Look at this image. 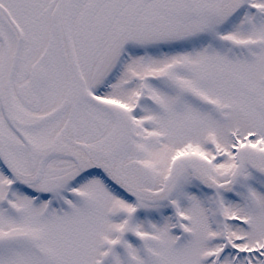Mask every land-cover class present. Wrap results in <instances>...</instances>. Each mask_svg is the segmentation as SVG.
Segmentation results:
<instances>
[{"label":"snow or ice","instance_id":"obj_1","mask_svg":"<svg viewBox=\"0 0 264 264\" xmlns=\"http://www.w3.org/2000/svg\"><path fill=\"white\" fill-rule=\"evenodd\" d=\"M0 264H264V0H0Z\"/></svg>","mask_w":264,"mask_h":264}]
</instances>
